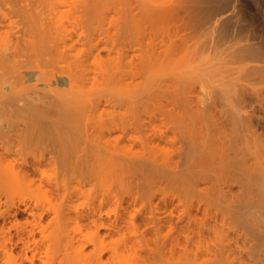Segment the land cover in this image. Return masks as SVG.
<instances>
[{"label":"bare ground","instance_id":"obj_1","mask_svg":"<svg viewBox=\"0 0 264 264\" xmlns=\"http://www.w3.org/2000/svg\"><path fill=\"white\" fill-rule=\"evenodd\" d=\"M165 2L126 0L125 5L133 22L154 25L161 18L185 24L182 5L164 8ZM65 3L40 0L39 6L54 16ZM73 3L84 29L107 21L108 12L120 5L111 0ZM32 19L27 18L24 39L17 44L24 61L0 84V264H264V191L260 188L262 204L239 205L229 215L232 220L221 224L211 203L181 209L168 199L169 185L183 198L207 175H190L185 168L156 178L153 158L135 162L111 146L113 139L130 138L140 124L74 117L78 103L100 109L116 102L103 93L117 67L101 68L107 75L101 88L88 85L92 72L87 64L113 49L86 35L89 52L81 59L69 54L75 41L65 24L41 17L47 25L40 26ZM190 154L188 149L186 159ZM117 166L134 167L144 180L130 194L132 201L146 200L135 214H129L122 191L125 168H112ZM232 169L246 176L253 168ZM33 188L46 198L29 197Z\"/></svg>","mask_w":264,"mask_h":264},{"label":"rangeland","instance_id":"obj_2","mask_svg":"<svg viewBox=\"0 0 264 264\" xmlns=\"http://www.w3.org/2000/svg\"><path fill=\"white\" fill-rule=\"evenodd\" d=\"M74 1L68 0L54 16H47L40 0H0V84L12 77L15 64L24 61L17 44L24 39L22 28L28 17L40 26H46L45 20L51 17L54 24H65L75 41L69 54L81 59L89 52L85 36L100 38L106 49L113 50L103 51L102 60L87 64L92 72L88 85L93 90L101 88L107 77L101 68L117 67L103 93L116 102L100 109L78 103L74 117L93 122L115 120L124 126L140 124L130 138L113 139L111 146L135 162L153 158L156 178L185 168H190V175H207L208 180L190 188L183 198L169 185L167 198H174L181 209L190 203H211L221 224L227 218L232 220L229 215L239 205L262 204L264 0H162L166 1L164 8L171 3L182 5L186 23L179 25L161 18L154 25L133 22L126 0H111L120 5L108 12L109 19L85 29L76 20L79 14ZM110 74L111 69L108 77ZM8 88L5 86L6 93ZM188 149L191 154L186 159ZM112 168H125L122 191L129 214H135L146 200L132 201L130 194L144 180L132 166ZM232 168L253 169L241 176ZM33 189L26 193L29 197L43 196ZM259 199L263 201L258 203Z\"/></svg>","mask_w":264,"mask_h":264}]
</instances>
